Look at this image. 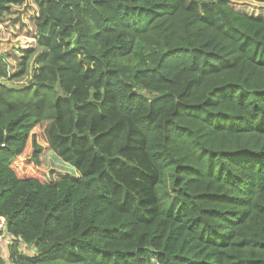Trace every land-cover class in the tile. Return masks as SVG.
I'll return each instance as SVG.
<instances>
[{
  "label": "trees",
  "instance_id": "1",
  "mask_svg": "<svg viewBox=\"0 0 264 264\" xmlns=\"http://www.w3.org/2000/svg\"><path fill=\"white\" fill-rule=\"evenodd\" d=\"M190 2L0 0L9 264H264V0Z\"/></svg>",
  "mask_w": 264,
  "mask_h": 264
},
{
  "label": "rangeland",
  "instance_id": "2",
  "mask_svg": "<svg viewBox=\"0 0 264 264\" xmlns=\"http://www.w3.org/2000/svg\"><path fill=\"white\" fill-rule=\"evenodd\" d=\"M182 3L184 5L191 4L190 0H182ZM195 9H196V11H197V13L199 15H201L203 17L207 15V12H208L207 9H205V8H203L201 6H196ZM1 40H2V43H0V53L1 54H7L9 56L10 62L12 64V67H15V62L13 61L12 56L13 57H17L19 54H18L17 51L13 50L14 48L12 46L13 45L14 46H19V45L27 46V45H29V41L26 40L25 38H19V39L11 38L7 34H3ZM67 171L68 170H67L66 166L63 167L61 164H59V162H57L56 159L53 160V161L51 159V160H49V162H48V164L46 166V169H45V171L43 173V180L44 181H48V180H50L52 178H59L61 175L64 174V172L66 173ZM11 244H12L11 240H8L4 245L0 244V247L4 248L3 251L0 252V255L3 257V259L5 260V262L7 264H9V262H10V259H9V252H10L9 246ZM20 251L23 252L24 254H31V250L28 249L27 247L23 246V245L20 246Z\"/></svg>",
  "mask_w": 264,
  "mask_h": 264
},
{
  "label": "built area",
  "instance_id": "3",
  "mask_svg": "<svg viewBox=\"0 0 264 264\" xmlns=\"http://www.w3.org/2000/svg\"><path fill=\"white\" fill-rule=\"evenodd\" d=\"M11 240L6 236V220L0 217V244L1 242H7Z\"/></svg>",
  "mask_w": 264,
  "mask_h": 264
},
{
  "label": "crops",
  "instance_id": "4",
  "mask_svg": "<svg viewBox=\"0 0 264 264\" xmlns=\"http://www.w3.org/2000/svg\"><path fill=\"white\" fill-rule=\"evenodd\" d=\"M6 242H1V245H4ZM4 248L0 247V250L3 251Z\"/></svg>",
  "mask_w": 264,
  "mask_h": 264
},
{
  "label": "water",
  "instance_id": "5",
  "mask_svg": "<svg viewBox=\"0 0 264 264\" xmlns=\"http://www.w3.org/2000/svg\"><path fill=\"white\" fill-rule=\"evenodd\" d=\"M0 82H2V81L0 80Z\"/></svg>",
  "mask_w": 264,
  "mask_h": 264
}]
</instances>
